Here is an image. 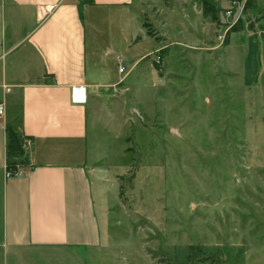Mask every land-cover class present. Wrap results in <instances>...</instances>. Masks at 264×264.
Segmentation results:
<instances>
[{"label": "rangeland", "instance_id": "obj_1", "mask_svg": "<svg viewBox=\"0 0 264 264\" xmlns=\"http://www.w3.org/2000/svg\"><path fill=\"white\" fill-rule=\"evenodd\" d=\"M140 1L154 35L127 53L124 74L104 56L119 89L104 99L112 116L88 134L118 183L89 264H202L191 247L222 264H264V88L241 84L243 55L219 40L247 14L227 16L229 0H205L217 21L201 15L204 0Z\"/></svg>", "mask_w": 264, "mask_h": 264}, {"label": "crops", "instance_id": "obj_2", "mask_svg": "<svg viewBox=\"0 0 264 264\" xmlns=\"http://www.w3.org/2000/svg\"><path fill=\"white\" fill-rule=\"evenodd\" d=\"M147 11L140 0H0V86L11 87L0 119V264H89L102 254L118 183L91 157L88 134L119 89L104 56L129 61L150 38ZM245 13L223 48L242 53L237 74L253 91L264 88V0ZM135 55L134 67L145 58ZM75 86L85 104L72 103ZM8 129L32 141L18 159L23 177L6 175Z\"/></svg>", "mask_w": 264, "mask_h": 264}, {"label": "trees", "instance_id": "obj_3", "mask_svg": "<svg viewBox=\"0 0 264 264\" xmlns=\"http://www.w3.org/2000/svg\"><path fill=\"white\" fill-rule=\"evenodd\" d=\"M256 5V0H247L244 8V12L254 8ZM203 9H204V15L210 16L212 20L217 21V11L216 9L210 5L207 1L203 2ZM144 28L147 31V34L149 37H153V32L150 29V25H148L146 22L144 23ZM244 29L243 27V20L239 19L234 26L229 28L227 33L225 34L224 38V45H227L229 43V37L232 33L241 32ZM157 69H159V65L156 64ZM23 137H19L17 134H15L13 131L8 129V142H7V169L15 170L18 166H24L25 162L21 161L19 162L18 159L23 158L25 156V152L22 148V141ZM120 180H126L125 178H121ZM123 196V193L120 192V197ZM198 247H191L192 252L196 254H200L203 256V259L200 260V263H208V264H222L217 259H214V256L211 255H205L201 251H196Z\"/></svg>", "mask_w": 264, "mask_h": 264}, {"label": "built area", "instance_id": "obj_4", "mask_svg": "<svg viewBox=\"0 0 264 264\" xmlns=\"http://www.w3.org/2000/svg\"><path fill=\"white\" fill-rule=\"evenodd\" d=\"M247 0H243L242 5L240 6L237 2V0H229L230 2V7L228 10H226V15L227 16H232L235 13V9L239 8L240 14L244 11L245 4ZM51 8L50 10H52ZM240 19V17L237 18V20L233 23L232 26L236 24V22ZM231 26V27H232ZM229 27V28H231ZM229 28L225 31V34L229 30ZM225 34L223 37H220L219 40L221 41V45L224 43V38ZM162 58L159 56L156 58L155 63L157 65L163 64L161 62ZM126 71V68L123 65H120L119 72L121 74H124ZM11 93V87L8 85H1L0 86V119H3L6 114V103H5V96ZM71 99L72 103L74 104H85L87 101L86 97V89L82 86H75L72 88L71 91ZM32 141L28 138H24L22 141V148L24 152H27V150L31 147ZM27 174V170L21 166H18L15 170H10L7 169V178L11 177H23Z\"/></svg>", "mask_w": 264, "mask_h": 264}, {"label": "water", "instance_id": "obj_5", "mask_svg": "<svg viewBox=\"0 0 264 264\" xmlns=\"http://www.w3.org/2000/svg\"><path fill=\"white\" fill-rule=\"evenodd\" d=\"M134 111H135L136 114H138L139 116H141L140 113H139L138 111H136V110H134Z\"/></svg>", "mask_w": 264, "mask_h": 264}]
</instances>
